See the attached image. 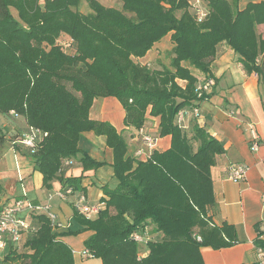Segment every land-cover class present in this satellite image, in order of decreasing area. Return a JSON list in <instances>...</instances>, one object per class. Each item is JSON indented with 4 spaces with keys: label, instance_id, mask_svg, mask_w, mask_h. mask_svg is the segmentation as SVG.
Instances as JSON below:
<instances>
[{
    "label": "trees",
    "instance_id": "obj_1",
    "mask_svg": "<svg viewBox=\"0 0 264 264\" xmlns=\"http://www.w3.org/2000/svg\"><path fill=\"white\" fill-rule=\"evenodd\" d=\"M82 1L0 0V114L14 113L27 130L47 134L29 155L48 190L58 180L61 190L83 193V177H65L66 172L82 154L83 134L106 138L118 185L105 190L106 206L96 219L75 210L80 228L68 233L92 232L85 249L94 259L205 264L203 248L221 250L239 242L234 227L216 226L208 217L216 204L212 168L225 149L196 124L189 137L177 115L208 98L198 97L200 80L192 68L210 75L224 42L239 54L247 74L259 76L264 90V36L258 32L264 3L234 12L227 0H204L208 13L199 22L190 0H118L119 9L85 0L90 13L80 10ZM168 34L170 67L135 61ZM108 97L121 103L124 124L133 131L142 130L148 116L159 118L158 137L170 136V149L153 150L146 161L130 155L123 135L91 118L95 100ZM4 142L0 131V147ZM79 163L84 172L103 166L86 154ZM27 220L33 229L26 241L20 248L9 243L0 264H75L72 249L58 239L47 215L31 214ZM149 227L153 237L143 257V244L132 236H145ZM263 235L259 230L255 246L264 249Z\"/></svg>",
    "mask_w": 264,
    "mask_h": 264
},
{
    "label": "crops",
    "instance_id": "obj_2",
    "mask_svg": "<svg viewBox=\"0 0 264 264\" xmlns=\"http://www.w3.org/2000/svg\"><path fill=\"white\" fill-rule=\"evenodd\" d=\"M98 1L105 5L101 0ZM112 1L113 5L105 6L118 9L122 7L119 1ZM227 1L234 12H243L251 4L264 3V0ZM258 32L264 36V25L258 27ZM151 52L152 50L144 58L135 61L143 65H157L160 55H157L152 63L143 62ZM192 73L199 80L213 78L215 85L208 98L198 103L200 118H187L185 132L192 137V128L196 124L219 141L225 149V153L217 157L212 168L216 204L208 212V217L216 226L227 224L234 227L239 241L233 247L221 250L203 248L201 255L205 264H254L257 261L255 241L258 238V231L264 232V90L259 76L245 72L239 54L226 42L218 46L210 75L206 76L193 68ZM1 116L5 118L6 124L4 126L0 124V131L5 139L3 146L0 147V210L4 205L11 204L19 198L30 200L34 204H46L50 194L62 189L61 182L54 181L50 190L43 186V177L29 155L30 149L16 142L27 131L25 120L15 119L11 115ZM91 118L110 123L123 135L130 155L134 156L138 151L147 150V144L140 132L125 126V110L116 98L96 99L91 110ZM159 125V118L148 116L143 133L156 139L154 150L164 152L171 147V137L159 138ZM254 142L259 144L258 151L251 149ZM79 148L82 154L102 163L103 166L84 172L79 163L82 157L80 154L72 160L65 177L82 176L81 186L89 204L98 205L107 198L105 190H113L118 185L113 169V151L108 148L105 137L97 136L93 132L82 135ZM16 158L22 170L9 168L10 159L15 165ZM137 160L146 161L147 158L142 156ZM232 166L247 168L245 181L236 183L229 180L228 173ZM52 211L61 224V227L55 230L58 239L72 250L85 249V242L92 232L68 234L80 228L74 218L73 197L67 201L53 200ZM30 216L28 213L22 215L26 219ZM96 218L97 216L93 219ZM149 233L151 234L150 231ZM27 237L28 234H24L16 247L20 248ZM261 238L264 241V235ZM74 260L75 264H92L93 261H97L96 264H103L100 259H85L80 256H75Z\"/></svg>",
    "mask_w": 264,
    "mask_h": 264
},
{
    "label": "built area",
    "instance_id": "obj_3",
    "mask_svg": "<svg viewBox=\"0 0 264 264\" xmlns=\"http://www.w3.org/2000/svg\"><path fill=\"white\" fill-rule=\"evenodd\" d=\"M44 1V0H43ZM191 11L195 14L199 22L203 21L207 16V7L204 0H190ZM69 47V45H67ZM215 81L213 78H204L197 84V94L201 98L204 95L211 93L214 88ZM199 103V102H196ZM15 118H19L14 113H11ZM201 116L199 106H192L190 108L180 111L177 115V123L181 127H185L187 118L193 117L199 119ZM142 135L143 141L147 144L146 151H138L135 154L136 159L145 156L147 159L150 157L152 151L155 149L156 139L145 135L143 129L139 131ZM47 134L42 133L37 129H29L17 139L16 142L25 146L30 150L36 148L37 143L43 136ZM253 151H258L259 144L254 142L251 146ZM65 165H70V162H66ZM247 176V168L243 166H232L228 173L229 180L240 183L245 181ZM70 197H73V205L78 213L88 219H92L98 216L99 212L105 208L106 203L100 202L98 205H91L84 193H75L72 188L66 190H59L49 195L46 204H34L30 200L19 198L15 199L11 204L4 205L0 210V254L3 253L9 243L17 245L24 234H28L33 228L26 218H23L24 213L28 214H45L53 223L54 229L61 227L58 222L56 214L52 211V202L55 199L61 201H67ZM264 200V199H263ZM150 237H153L149 232H146L145 236L135 233L132 238L135 242L143 245H147ZM201 241V238H197ZM73 256H80L85 259H94L91 252L87 249L82 251L72 250ZM257 261L254 264H264V249L262 247H256Z\"/></svg>",
    "mask_w": 264,
    "mask_h": 264
},
{
    "label": "rangeland",
    "instance_id": "obj_4",
    "mask_svg": "<svg viewBox=\"0 0 264 264\" xmlns=\"http://www.w3.org/2000/svg\"><path fill=\"white\" fill-rule=\"evenodd\" d=\"M101 1L107 6H110V5L114 4V2L112 0H101ZM80 10L82 12H84V13H90L91 12L88 3L85 0L82 1ZM172 46H173V44H172V40H171V34H168L165 37H163L160 40V42H158V44L156 46H154V48L152 49V52L148 55V57L145 60H143V62H145V63L151 62L152 63L156 59L157 55H160V59H159L160 61L157 63V65H154V64H151V65L159 66V64L161 62L165 66L170 67V54H169V52L171 51ZM157 52L160 53V54H157ZM5 121H6L5 118L0 115V124H1V126H4V124H6ZM3 129H4V127H3ZM14 164L15 165H13V161L10 159V164H9V168L10 169H12V170L13 169H15V170L20 169V170H22V167L20 166V162L18 161L17 158H16V162H14ZM149 229H150L149 231L152 234L153 229L151 227H149ZM7 252L8 251L6 250V252L4 251L3 253L0 254V261H2L4 259V257L6 256ZM147 252H148L147 246L141 245L139 247V255L140 256L145 257ZM96 263H97V261H93L92 262V264H96Z\"/></svg>",
    "mask_w": 264,
    "mask_h": 264
}]
</instances>
